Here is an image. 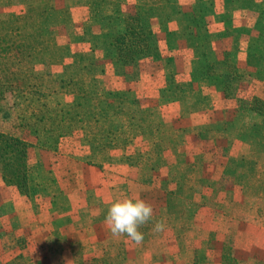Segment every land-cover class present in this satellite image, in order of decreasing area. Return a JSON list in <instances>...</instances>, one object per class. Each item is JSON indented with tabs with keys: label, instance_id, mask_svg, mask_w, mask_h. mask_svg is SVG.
Instances as JSON below:
<instances>
[{
	"label": "rangeland",
	"instance_id": "obj_1",
	"mask_svg": "<svg viewBox=\"0 0 264 264\" xmlns=\"http://www.w3.org/2000/svg\"><path fill=\"white\" fill-rule=\"evenodd\" d=\"M0 83V264H264V0H0Z\"/></svg>",
	"mask_w": 264,
	"mask_h": 264
},
{
	"label": "clouds",
	"instance_id": "obj_2",
	"mask_svg": "<svg viewBox=\"0 0 264 264\" xmlns=\"http://www.w3.org/2000/svg\"><path fill=\"white\" fill-rule=\"evenodd\" d=\"M152 206L143 199L123 197L114 199L108 206L105 222L114 236L126 234L136 243L143 240L139 227L152 218ZM163 223L157 222L155 230L161 231Z\"/></svg>",
	"mask_w": 264,
	"mask_h": 264
},
{
	"label": "trees",
	"instance_id": "obj_3",
	"mask_svg": "<svg viewBox=\"0 0 264 264\" xmlns=\"http://www.w3.org/2000/svg\"><path fill=\"white\" fill-rule=\"evenodd\" d=\"M142 26L143 23L140 24L137 31H141ZM1 58L3 59L2 54ZM29 59L31 60V58ZM9 73L12 74L11 71H9ZM6 80L9 86L13 85L8 73L6 74ZM15 84L17 85V83ZM0 88H2L1 83ZM3 92L4 89H2V94ZM27 147V143L23 140L0 130V162L3 166V178L10 184H16L18 186L25 185L27 177L25 164Z\"/></svg>",
	"mask_w": 264,
	"mask_h": 264
},
{
	"label": "crops",
	"instance_id": "obj_4",
	"mask_svg": "<svg viewBox=\"0 0 264 264\" xmlns=\"http://www.w3.org/2000/svg\"><path fill=\"white\" fill-rule=\"evenodd\" d=\"M249 11L247 10V13H248ZM248 14H251V12H249ZM256 14H258V12L256 11ZM259 15V14H258ZM245 17V16H244ZM244 17H243V19H244ZM258 17V16H257ZM212 24H214L215 26H217V25H219V23L218 22H213ZM245 25V24H244ZM246 26V25H245ZM219 30V29H218ZM263 58V57H262ZM262 58H261V61H262ZM104 207V205L102 206V208ZM147 251H149L147 254L149 255V256H152V252H153V250H147ZM144 255V254H143ZM155 262V261H154ZM151 264H163V262H155V263H151Z\"/></svg>",
	"mask_w": 264,
	"mask_h": 264
}]
</instances>
